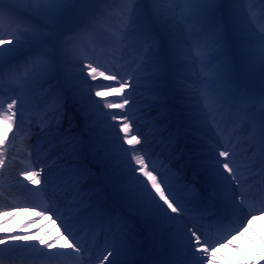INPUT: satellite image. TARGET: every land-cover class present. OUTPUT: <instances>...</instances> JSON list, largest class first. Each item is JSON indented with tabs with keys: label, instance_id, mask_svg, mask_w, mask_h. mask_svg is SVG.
Returning <instances> with one entry per match:
<instances>
[{
	"label": "snow or ice",
	"instance_id": "6c2138e0",
	"mask_svg": "<svg viewBox=\"0 0 264 264\" xmlns=\"http://www.w3.org/2000/svg\"><path fill=\"white\" fill-rule=\"evenodd\" d=\"M118 2L122 4L120 11L127 29L119 39L123 41L127 36L137 33L140 40L148 45L143 56L142 70L157 68L160 64L159 52L152 51V48L159 47L152 24L162 16H167V13L162 14L157 8L158 4L167 2L174 5L170 12L177 23L192 25L188 28L187 39L193 36L199 38L196 48L201 53V62L207 58V48H215L212 59L229 57L218 66L217 75L211 81L223 82L217 92L234 83L230 73L229 53L232 45L227 29L229 18L235 26L239 50L247 55L250 66L259 68L260 77L264 80V28L259 31L253 28L247 14L251 12V7L247 10L243 7L246 0H26L23 8L16 6L15 0H10L7 4L0 0V17L7 16L19 25L14 32H0V83L7 77L13 90L17 92L6 109L0 104V120L8 126L16 125L19 130L24 124L27 91L37 83L59 81L65 63L69 62L68 58L79 59L77 42L84 35L94 32L98 22L110 15ZM247 2L251 4V0ZM258 2L264 5V0ZM62 37L65 39L61 40ZM115 40L116 37L109 38V42ZM83 68L88 70L87 77L92 80H96L98 75L104 76L103 72H98L97 67H93L92 62L83 64ZM105 79L119 84L118 88L111 89L116 93H124L131 87L129 81L136 83L132 77L123 79L115 73ZM86 80L84 78L85 83ZM148 80L151 82L152 78L149 77ZM237 93L240 101L252 106L237 111L239 120L248 121L253 126L259 167H256V154L249 156L246 162L237 164L236 153L231 151L227 143L213 144L203 165L206 191L189 185L182 172L170 161L158 165L149 150L147 138L130 134L134 121L132 112L136 106L131 93L124 96L118 104L104 102V108H119L122 113H126H110L123 136L120 137L117 133V143L106 149L104 167L92 172L79 166L78 172L81 179L99 173V179L111 184L118 202L117 207L130 211L115 216L117 223L123 225V231H119L110 241L111 246L106 255H103L101 264H205V258L211 264L209 253L216 249L209 243L208 233L220 234L229 228L239 231L244 226L252 210H246L245 207L248 197L241 189L247 179L242 172L255 169V175L264 179V84L258 88L246 87L243 92H239L237 85L234 92H224L218 103H228ZM106 95L108 93L100 90L94 92L95 97ZM62 99V96H54V104L62 107ZM92 103L99 105L100 102L93 100ZM130 104L132 107H127ZM256 105H259L258 109ZM59 107L53 108L54 118ZM207 116L202 109L192 118L198 123L206 124ZM72 139L74 138L66 140V143L70 145V155L78 157L79 153ZM120 139L123 143H119ZM7 141V133L0 134V145H4L0 147V171L6 165ZM125 144L129 147L125 148ZM47 172V169L41 168L39 172L31 171L23 175L33 184H39L41 181L38 177L45 173L47 184ZM205 199H208L207 206L203 204ZM209 207L216 208V211L209 212ZM255 211L264 214V207ZM45 212L57 215L54 204L41 208L38 215H44ZM245 212L247 214L241 217L240 214ZM103 214L112 216L110 212ZM133 214L143 222L150 237L147 249L133 234ZM57 219L61 217L57 215ZM61 225L67 235L65 243L58 247L55 240L47 244L43 240L39 241L42 248L29 246L24 243L23 236L11 234L0 238V245H16L20 241L23 247H30L32 251L51 260H81L86 251L84 244L77 240L69 222L61 219ZM230 234L229 232L228 235Z\"/></svg>",
	"mask_w": 264,
	"mask_h": 264
},
{
	"label": "bare ground",
	"instance_id": "6f19581e",
	"mask_svg": "<svg viewBox=\"0 0 264 264\" xmlns=\"http://www.w3.org/2000/svg\"><path fill=\"white\" fill-rule=\"evenodd\" d=\"M8 2H10V0H4V3L7 4ZM15 3H16V6L23 8L24 5L26 4V0H15ZM121 8H122V4L118 2L117 4L113 6L112 14L118 12ZM111 17L113 16L111 15ZM105 18L106 16L103 17L98 22L96 30L92 32V34H94L97 39H99V35L101 34L103 30L102 28L103 22H107V21H104ZM169 24H170V20L166 22L165 18L163 17V18L157 19L152 25H153V29L164 30ZM112 25L116 29L119 28L117 23H114V24L112 23ZM18 27L19 25L11 21L7 16L0 17V31L2 33L14 32L16 31ZM180 34H182V32H180ZM9 39H11V37ZM63 39H65V37L61 38V40ZM157 39L160 44L159 50L161 52L163 51V53H164V46L173 44L172 40L168 41L164 38L162 39L163 41H161V39H159L158 37ZM89 44H91V41L88 38V34L84 35L77 42V47L79 48V59L73 60L71 57L68 58L69 62L65 63L62 69V76L59 81H56L57 85L54 89H59L60 94L67 96L68 103H70V105H73V104L75 105L74 99L77 98L78 93L80 91H81V94L83 93L84 97L88 98V100L86 99V102H92L93 100H97L100 102L99 105H94L93 103H89V106H82L77 115L78 118L77 119L70 118L69 120L70 124L77 126V127L82 126V129L85 132H87L85 128L88 126H87V123L84 122L85 120L84 114L87 112V110H93V112L96 111V114L99 115V116H94L93 121H97L99 124H102V126L106 124L107 127H109L106 132V135L113 136V134H115L117 136V133H119V126L114 129L111 128V126L113 124L118 125V123L117 121H114L112 119V116H107L106 114L108 113L109 115L110 113H114V114L119 115V114H125V113H122V110H120L119 108H114V109L104 108L103 104L105 101L101 99L114 97V96H119V97H123V96H121L120 93L111 92V93H108V95L106 96L95 97L94 96L95 91L91 89L89 90L81 89L80 90V88L78 87V83L80 82V76L77 72L74 71V68L76 70H79L81 68L77 64V62L79 60H82V56L86 53V50L88 48L87 46ZM184 56L187 59H190V62L184 63L182 68H178L177 65L178 64L180 65V59L178 58L174 59L173 56L172 58H170V55H167L164 53V59L167 64L165 65V68L158 69L159 73L166 70L167 71L166 77H169L170 74L173 75L175 71L176 74H180L179 78L182 79L181 82H183V86L179 85L181 88V91L178 92L179 96L177 97L175 95L173 96V92L171 91L173 84H171V89H167V90H164V88H166L164 87V85L160 87L155 85V89L156 90L159 89L158 91H160L161 93V94L159 93L158 95H161V97L166 95L167 101L165 105L161 104L159 107L156 108V110L150 113V115L154 116V120H155L157 118L162 117L161 114H158L157 116L154 115V113L158 111V109L162 108L163 106L165 108H168L169 113H170L168 118H170L172 122V126L168 128V134L177 135L179 133V134L184 135L183 136L184 140H182V137H181L176 141V143H174L173 147L176 146V149L175 150L172 149L173 151L172 152L170 151L167 155L170 158H173V157L175 158V156H182V155H178V150L180 149L179 147L183 143L185 147L184 151L187 150L189 154L193 152L196 153V151H198L199 149V146H198L199 141L195 136H193L194 133L195 134L196 132L204 133L212 129L211 127H209L210 124H208V122L212 124V121H213L212 115L208 114L207 116L208 122L206 124L198 123L196 120L192 118L194 113L195 114L196 112L199 113L202 109L204 110V112H206L207 110V109H204V107L202 106V104H205L204 101L206 99L203 102H201L202 101L201 91H203V88H202L203 84L199 81L198 76L195 75L196 73L201 71L200 69L201 66L207 67V64L205 63L204 60L203 62H201L200 58L199 59L194 58V56L190 52H186ZM191 58H193L195 62H192ZM140 69H143V66ZM155 73L158 74L157 71ZM154 76L157 78L158 81L161 80V77H157V75H154ZM138 79H139L138 77L135 78V80H138ZM101 80L102 78H100L99 75L97 76L96 80H92L91 78H88V82L94 85L104 84V80L103 81ZM68 83H73L75 85V89H72V92L67 88ZM150 86L151 85L144 84V86L129 87L125 90L123 94L128 95L129 93H131V97H142L143 93L148 91V88H150ZM259 86H260L259 84H253L251 87L258 88ZM37 88H38L37 84L33 85V87L27 91L26 96H29ZM195 89L196 91H194ZM34 97H32L29 100V102L32 101L29 103L30 108L36 107L35 101L33 100ZM114 98H117V97H114ZM38 99L40 100V97H38ZM175 103H176V106H178V109H176L178 110V114H176V111L174 110ZM135 105L139 106V105H142V103L135 104ZM127 107H132V105L130 104ZM70 112H74V110L70 109V110H66L62 112V114L60 115L62 120H65L66 118H68ZM103 113H106V114L103 115ZM132 115L135 116L136 113H132ZM136 121H139V119L134 118L133 122H136ZM245 123L246 121L241 122L239 124V126L237 127L238 129L237 133L241 132L243 136H246L249 138L248 140L251 139V141L249 142V146L252 152H255L254 129H250V128L247 129L245 127L247 124L245 125ZM64 124L67 125L66 122ZM175 124H179L180 128L178 129L175 126ZM236 126L237 125H235V127ZM11 128L12 127L8 126L6 122L0 121V134L7 133L8 135V132L12 130ZM141 132H142V128H141ZM121 134L122 133H119V135ZM164 137L165 138L167 137V133L164 135ZM51 140H49V142ZM74 142L76 143L78 142V140H75ZM107 142L110 144H115L117 143V137H114L113 139H109L107 140ZM32 143L34 142L31 139L30 134L24 131V127H21L19 130H17V135L8 136V141H7L8 151H7L6 165L4 169L0 171V192H2V194H0V238L5 237L8 234L23 236L25 238L24 239L25 244L29 246L36 245L37 248L43 247L42 245L39 244V241L41 240H43L45 244L50 243L53 240H55L56 246L58 247L59 245H63L65 243V240L62 237L58 238V235H56L57 233L59 234V230L57 226L52 223L48 224L44 218L38 217V215L35 213L29 214V213L19 212L17 208L25 206L27 204L26 200L21 199L19 195L10 193L4 190L3 188V187H8V188L11 187V188H14L17 192H25V193L29 192L30 195L31 194L36 195L37 193L41 192V188L37 184H33L30 180L26 178L25 175H23L24 173L28 172L27 171L28 168L22 167L19 163L20 160L27 161V158L24 157L23 153H25L26 151L29 150V148H31ZM119 143H123V141L119 140ZM162 143L163 142L160 141L158 143V146H160ZM87 144H88L87 141H85L83 150L88 149ZM103 144H107V143L104 141ZM165 144H167V142ZM0 147H4V145H0ZM124 147L127 148L129 146L125 144ZM36 150H39V148L36 147ZM192 161L195 164V166H197V168L200 170L198 162H196L195 160H192ZM238 161L239 160H237L236 162ZM176 162L178 165L181 166L180 169L183 172H187V169H189V166L186 164L183 156L179 157L178 161ZM248 173L249 174L251 173V175L252 174L255 175L254 169L243 171L242 175L246 176ZM42 174L45 178L46 174L45 173H42ZM204 175H205V171H204ZM48 176H50L49 173H47V177ZM254 187H255L254 184L250 185L247 182L245 183L243 189L241 190L246 191ZM259 189L262 190L261 187H259ZM241 190H238V191H241ZM11 196H14V197H11ZM7 198L10 200L7 201L6 200ZM12 199L14 200L12 201ZM16 214L19 216L17 217V219L14 218ZM234 244H235L234 248L228 249L224 251V253L220 257L212 259L211 264H264V231H258L256 228L250 231H247L246 233H244L242 237H239ZM26 258L28 259L42 258L43 259L42 264H56L55 260H51L47 257L42 256L38 252L32 251L30 247H23L20 241H17L16 245H13V244L0 245V262H1L0 264H22L23 259H26ZM34 262L35 264H41L37 260ZM64 262L70 263V264H76L73 261L64 260ZM205 264H208V262L205 261Z\"/></svg>",
	"mask_w": 264,
	"mask_h": 264
},
{
	"label": "rangeland",
	"instance_id": "374dc122",
	"mask_svg": "<svg viewBox=\"0 0 264 264\" xmlns=\"http://www.w3.org/2000/svg\"><path fill=\"white\" fill-rule=\"evenodd\" d=\"M173 7H174V5H172L170 3H167V2H162V3L157 5V8L160 10V12L162 14L163 13H167V16H162L161 18L164 17L166 22L168 20H170V24L166 27V29H164L162 31V33L159 30H154V32H155L156 36H160L158 38L161 39V40L163 38H166L168 41L172 40L173 44L172 45H167L166 47H164V51L166 53H168V54H172L174 56V59L175 58L176 59L177 58L180 59V65L178 64L177 67L178 68H182L184 63H189L190 62V59H187L184 56V54H186V52H188V51H193V50L196 49V44H197V41H198L199 38L196 37V36H193L191 39H187V37H188V28L192 27V25H185L182 22L181 23H177L176 20H175V17H173L171 15V12H170V10ZM243 7L246 10L249 7H251V12L247 13V14L249 16V21L252 24L253 28L256 31H259L261 28H264V5H261L258 2V0H251V4H249L247 2V0H246V3L243 5ZM117 18L120 19V16L118 15ZM109 19L113 20V17H111V18L109 17ZM103 23H104V26H106V23L105 22H103ZM227 29H228V37H229V39L231 41V45H232L231 52L229 53V56L231 58L230 69H231V66L235 68L234 70L232 68V71L230 70L231 77H233L232 79L234 80V82H235V79L238 77L241 80L242 86L246 85L250 80L256 81V82L260 83V85L264 84V80H262L261 77H260L259 68L250 66V64L248 62L247 55L242 53L239 50V48H238V46H237L238 45L237 33L235 31V26H234V23L231 20V18H229L227 20ZM124 31H127V29L125 28ZM106 32L111 34L110 30H106ZM180 32H182V34H180ZM122 33H124V32H122ZM113 36H115V35L112 34L110 37H113ZM132 41H133V39H132ZM201 48H203V44L202 43H201ZM208 49L211 50V54H210V57H207L205 60L208 63H210V60H215V59L211 58L212 56L215 55V48H212V49L208 48ZM174 53H181V54H174ZM228 58L229 57H222L221 61L223 62L224 60H226ZM220 64H221V62H218V65H220ZM163 68H165V66H163ZM211 68H212L211 70H215V68H217V66L216 67L212 66ZM85 69L86 68H84V70ZM74 71H75V68H74ZM160 74H164L161 78L165 79L166 70H164ZM142 75H144V78H143V81H142V83H144V84H146V83L152 84V82H150L148 80L149 77H151L152 80L156 79V77L154 76L155 75L154 72L153 71H148V69L145 70L144 73H142ZM175 75L179 76L180 74H175ZM195 75H197V73ZM176 78H178V77H176ZM104 80H105V77H104ZM146 80H147V82H146ZM140 82H141V80H140ZM136 83L140 84L139 81L136 82ZM46 84H48L47 89L49 90L50 88H52L55 85V81L54 80H50ZM176 84L178 85V87H177L178 91H181V89H179L180 88L179 85L183 86V82L178 81ZM204 86H205V89L207 91H211V89H212L211 88V81H207V83H205L203 85V87ZM118 87H119V84L116 81H114V87H112V88H118ZM67 88L70 91H72V89H75V85L68 84ZM81 88L88 89V88L83 87V86ZM91 88L96 90V91L97 90H100L102 92L106 91L105 88H95V87H91ZM110 88H111V86H110ZM189 88H191V87H189ZM191 91H192V89H191ZM194 91H196V89ZM78 99L82 100L83 102H86V99L88 100L87 97L83 96V93L81 94V91L78 93ZM107 101L110 102V103L117 104V102H115V101H110V100H107ZM82 104L83 103H79L78 105H76L77 107H75L74 110H77L79 108V106L82 105ZM245 107L251 108L252 106L251 105H245L243 103L241 108H245ZM255 107H256V109H258L259 105H256ZM196 113H198V112H196ZM94 116H96V114H91V113L85 114L84 118H87L88 120H90L89 125L92 123V119H93ZM55 128H57V127H55ZM55 128H52V130H50V131H52L51 134H56V131H54ZM99 152H103V151H99L98 150L96 153L99 155ZM96 158H98V156H96Z\"/></svg>",
	"mask_w": 264,
	"mask_h": 264
}]
</instances>
